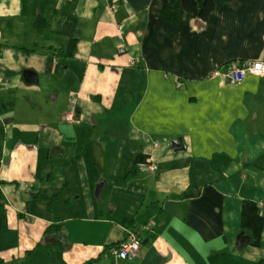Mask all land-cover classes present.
<instances>
[{"label":"crops","instance_id":"crops-1","mask_svg":"<svg viewBox=\"0 0 264 264\" xmlns=\"http://www.w3.org/2000/svg\"><path fill=\"white\" fill-rule=\"evenodd\" d=\"M212 1L0 0V264H264V75L220 74L264 61V0Z\"/></svg>","mask_w":264,"mask_h":264},{"label":"built area","instance_id":"built-area-1","mask_svg":"<svg viewBox=\"0 0 264 264\" xmlns=\"http://www.w3.org/2000/svg\"><path fill=\"white\" fill-rule=\"evenodd\" d=\"M115 7V2L110 3L109 9L112 10ZM135 60L132 58L128 60L129 65H134ZM264 75V61H241L238 63H229L220 72L226 83L233 85L241 81L245 75ZM76 103L77 98L75 95H70L66 104V109L61 115V119L66 122H73L76 118ZM157 165L151 163V159H147L144 169L148 171L156 170ZM149 225V224H148ZM148 225H144L143 228H147ZM141 246V238L139 231L125 230L123 238L108 247V254L114 259H133L137 256V252Z\"/></svg>","mask_w":264,"mask_h":264},{"label":"trees","instance_id":"trees-1","mask_svg":"<svg viewBox=\"0 0 264 264\" xmlns=\"http://www.w3.org/2000/svg\"><path fill=\"white\" fill-rule=\"evenodd\" d=\"M214 3L212 0H204L200 5H197L195 0H181V8H173L164 6L162 11L166 19L176 22L179 20L182 12H189L194 17L205 19L212 10ZM33 28L38 32H43L46 25L41 16H37L32 24ZM75 45V38H70L66 44V53L69 54Z\"/></svg>","mask_w":264,"mask_h":264},{"label":"water","instance_id":"water-1","mask_svg":"<svg viewBox=\"0 0 264 264\" xmlns=\"http://www.w3.org/2000/svg\"><path fill=\"white\" fill-rule=\"evenodd\" d=\"M23 74L32 77V78L34 79V81H36V77H35V75H34L32 72H30V71H24ZM173 145L176 146V144H174V143H173ZM245 241H246V240L244 239V240H243V243H244Z\"/></svg>","mask_w":264,"mask_h":264},{"label":"rangeland","instance_id":"rangeland-1","mask_svg":"<svg viewBox=\"0 0 264 264\" xmlns=\"http://www.w3.org/2000/svg\"><path fill=\"white\" fill-rule=\"evenodd\" d=\"M24 262L22 264H31V260L26 258L23 260ZM33 263L35 264L34 260H33ZM5 264V263H4ZM14 264H20V260H16L14 261Z\"/></svg>","mask_w":264,"mask_h":264}]
</instances>
